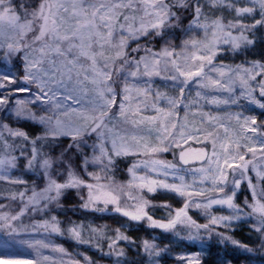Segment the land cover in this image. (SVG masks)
<instances>
[{"label":"snow or ice","instance_id":"obj_1","mask_svg":"<svg viewBox=\"0 0 264 264\" xmlns=\"http://www.w3.org/2000/svg\"><path fill=\"white\" fill-rule=\"evenodd\" d=\"M260 28L264 0H0V113L16 122L0 121V264H94L54 236L101 252L106 243L104 255L125 264L131 225L78 222V211L252 252L231 235L247 220L264 249V121L250 114L264 110V58L225 63L254 50ZM128 157L120 180L117 161ZM16 246L33 255L7 251ZM139 250L149 264L168 251L151 239ZM200 255L176 259L202 264Z\"/></svg>","mask_w":264,"mask_h":264},{"label":"trees","instance_id":"obj_2","mask_svg":"<svg viewBox=\"0 0 264 264\" xmlns=\"http://www.w3.org/2000/svg\"><path fill=\"white\" fill-rule=\"evenodd\" d=\"M21 2L34 4L37 3L38 0H14V3H16L17 5ZM257 33L259 35L263 34V32L260 30H258ZM257 45L258 46L256 50L259 52V54L247 55L244 58L245 61L252 59L261 60L262 58H264V42L260 41ZM165 156L169 157V154H166ZM131 162L132 157L118 159V170L116 173L118 179L125 180L127 167L131 164ZM244 194L248 196V193L244 192V186H242V189L238 195L239 199H241ZM152 198L157 202L167 199L168 202L174 207L180 206L179 202L169 194L157 193L152 196ZM76 202L77 197L72 193L71 196L66 198L65 200V208L70 210L72 208V205ZM69 215L71 216V219L77 220L78 222L83 220L85 223H92L96 226L107 225L109 229H114L118 226L116 220H119L120 223H123L125 225H131V227L127 228L126 234L129 235L130 238L136 243L135 245H129L125 249L126 256L121 258L125 262V264H149V258L141 250H139L140 242L145 239L154 240L159 248L167 247L168 249L167 252L161 253L159 257L152 258L154 264H180V262L177 261L176 256L182 250L188 252H201L200 259L202 261V264H264V249H261L258 234L255 233L254 229L252 228L231 230V235H233L235 239L246 243L249 247L253 248L252 252H246L240 248H236L230 243L226 245L222 244L220 243L218 237H213L211 240L205 238L202 242L199 241L200 243L198 244H203L204 249H198V244L186 242L185 240L180 241L171 233H163L158 229H151L147 227L146 223L134 224L122 217H116L114 219L112 216L97 215L96 213L79 212L78 215L69 212ZM153 215L157 218H160L162 216H165V212L163 211V209L157 208L156 212L153 213ZM190 215H192L193 218L197 219L198 222L205 223L204 218H202L196 212L190 211ZM60 219L66 220L67 217L61 212ZM220 231H224V229H220ZM153 234H157L158 238L153 239ZM54 237L56 243L63 246L66 250L75 248L76 250L87 254L90 258L95 259L96 261L108 264H111L114 260H116L115 256L104 255V252L108 251L106 243H104V249L103 252H101L95 247L89 245H78L73 240L66 237Z\"/></svg>","mask_w":264,"mask_h":264},{"label":"rangeland","instance_id":"obj_3","mask_svg":"<svg viewBox=\"0 0 264 264\" xmlns=\"http://www.w3.org/2000/svg\"><path fill=\"white\" fill-rule=\"evenodd\" d=\"M225 15H226V18H229V17H227V13H225ZM258 30L262 31L263 34H262V35H259V34L257 33ZM258 30L256 31L255 35L252 37V38L255 39V41H256V43H255V45H254V50H250L249 53H248L247 55H250V54L258 55V54H259V52H258L256 49H257V46H258L257 44H258L260 41L264 42V28H260V29H258ZM176 43L179 44V41L177 40ZM247 55L244 54V53H241V54H239V55H237V56H232L231 54H229V55L225 58V63H236V64H238V63H242V62L245 61L244 58H245V56H247ZM17 63H19V62H17ZM19 70L22 71V68L19 69ZM158 83H162V82H159V81H158ZM161 91H164V89L161 88ZM193 94H194V93H193ZM224 95H227V94L225 93ZM256 95L259 96V93L257 92ZM225 110L235 112V111H238L239 109H238L235 105H233V106H223V105H222L219 111L221 112V114H224V111H225ZM214 111H215V110H214ZM246 114H249V113H246ZM250 114H254V115H256L258 121H264V110L259 109V108H255V109H254V112H252V113H250ZM0 121L9 122V123L12 124L13 126H16V122H15L14 120H8L7 115L4 114V113H0ZM233 123H234V122H233ZM26 130L29 131L30 134H38L37 131H36V129H34V128H28V127H26ZM197 146H199V145H197ZM165 155H166V154H165ZM167 158H168V159H171V154H170V153H169V157H167ZM133 159H134V157H132V160H133ZM14 175H21L20 170H14ZM31 177H32V174H31V173L24 174V178L29 180V184H31ZM127 179H128V174H127V171H126V177H125V180H127ZM243 186H244V192H245V193H248V196H247V197H250L249 199H251V195H250V193H249V191H248V189H247V185L245 184V185H243ZM239 193H240V192H239ZM239 193H238V195H239ZM73 194L75 195L74 192H73ZM146 194H147V193H146ZM164 194H169V193H164ZM169 195L173 196V197L179 202V205H180L179 207L182 206L183 201H182L181 198H179V197H175L174 194H169ZM245 197H246V195L244 194V196H243L241 199H239V202L242 203ZM57 211H59V210H57ZM151 211H152L153 213H155V212H156V209H153V210H151ZM190 211H194V212H196L197 214H199L202 218H204V220H205V222H206V219H205V217H204L203 215H201V211H200V210H197V209L193 208V209H190ZM214 211H215L217 214H220L221 211H223L224 214L227 213V209H223V210H221V209L218 208V206L214 209ZM89 213H90V212H89ZM75 214H78V215H79V211L76 212ZM165 215H166V214H165ZM37 219H39V217H37ZM130 222H131V221H130ZM132 223H133V222H132ZM134 224H135V223H134ZM242 228H252V227H250V222H249V221H247V220H242V221L237 222V226L234 227L233 229H242ZM233 229H232V230H233ZM252 229H253V228H252ZM158 230H159V229H158ZM160 231H161V230H160ZM161 232H162V231H161ZM152 237H153V239H156V238H158V235H157V234H153ZM52 241H53V243H56V241H55V237H52ZM185 241H186V242H190V241H187V240H185ZM190 243L198 244V243H200V242H199V241H196V242H190ZM56 244H58V243H56ZM197 247H198V249H204V245H203V244H198ZM0 251H3V249H0ZM7 251H8L10 254H13V255H20V256H31V255H33V253L31 252L30 249L23 248V247H19V246H16V247H13V248H11V249H8ZM67 251H68L69 253H72L74 256H76L78 259H81V260H83V256H84V255H87V254L82 253V252L79 251V250H76L75 248H73V249H71V248H70V249H67ZM199 251H202V250H199ZM194 253H196V252H188V251H183V250H182L179 254H194ZM199 253H201V252H199ZM45 254H50V253H48L47 250H45ZM51 254H52V255H56L55 253H51ZM87 256H88V255H87ZM91 260L94 262V264H108V263H104V262L96 261L95 259H92V258H91ZM111 264H115V260H114ZM253 264H260V263H253ZM261 264H262V263H261Z\"/></svg>","mask_w":264,"mask_h":264},{"label":"water","instance_id":"obj_4","mask_svg":"<svg viewBox=\"0 0 264 264\" xmlns=\"http://www.w3.org/2000/svg\"><path fill=\"white\" fill-rule=\"evenodd\" d=\"M97 215H106V216H111L109 214H100V213H96ZM123 218V217H122ZM126 219V218H125ZM133 223H136V222H133Z\"/></svg>","mask_w":264,"mask_h":264}]
</instances>
